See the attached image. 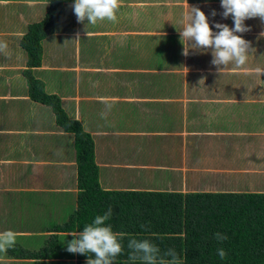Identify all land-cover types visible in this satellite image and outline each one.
Segmentation results:
<instances>
[{"label": "crops", "instance_id": "crops-1", "mask_svg": "<svg viewBox=\"0 0 264 264\" xmlns=\"http://www.w3.org/2000/svg\"><path fill=\"white\" fill-rule=\"evenodd\" d=\"M62 2L63 14L31 73L90 135L101 187L149 189L158 180L170 186L150 189L264 191L259 18L237 33L255 49L247 64L219 72L211 50L183 55L178 31L193 6L214 32L215 23L234 27L231 17H222L220 0H123L117 22L95 25L77 22L74 0ZM45 8V0H0V41L8 44L0 53V232L17 234L0 264L76 262L66 250L76 231L52 228L76 205L75 137L56 122L50 105L30 98L19 44ZM45 242L48 258L27 254Z\"/></svg>", "mask_w": 264, "mask_h": 264}, {"label": "trees", "instance_id": "trees-1", "mask_svg": "<svg viewBox=\"0 0 264 264\" xmlns=\"http://www.w3.org/2000/svg\"><path fill=\"white\" fill-rule=\"evenodd\" d=\"M45 2L42 19L27 26L19 44L26 53L23 73L30 98L50 105L56 122L75 137L76 205L53 230L82 231L96 215L111 208L112 217L107 223L114 232L123 235L125 248L130 238L150 239L161 249L175 248L184 264H264V191L184 192L101 187L90 135L78 120L66 115L59 97L46 93L42 81L31 73L32 67L41 64L43 39L53 33L63 14L62 0ZM216 232L226 234L228 239L217 242ZM221 247L227 252L224 260L217 255ZM51 251L45 242V247L27 254L40 259L48 258ZM87 259L86 255L76 254L75 264H86ZM116 264H128L127 249Z\"/></svg>", "mask_w": 264, "mask_h": 264}, {"label": "clouds", "instance_id": "clouds-1", "mask_svg": "<svg viewBox=\"0 0 264 264\" xmlns=\"http://www.w3.org/2000/svg\"><path fill=\"white\" fill-rule=\"evenodd\" d=\"M220 6L223 9L222 17H231L234 27L215 23L214 27L218 31L214 32L208 16L199 7L193 6L189 7L187 22L182 20L184 27L178 31L180 42L184 46L182 54L187 56L190 49L205 52L211 50V64L219 72L229 64L236 69L247 64L255 49L250 41L237 33L251 30L245 25L248 19L259 18L264 23V0H220ZM71 7L78 23L87 21L86 25H95L105 20L115 23L117 14L123 7V0H74ZM216 14L213 10L212 15ZM85 32L88 36L86 27ZM261 36H264V32ZM75 39L79 40V34ZM185 44L188 45L187 48ZM7 49V42L0 41V53H5ZM111 217L112 209L109 208L104 214L96 215L92 223L85 225L82 231L71 233L73 239L67 242L66 250L72 254L86 255V264H116L117 258L124 254L126 249L128 264H184L175 248L161 249L150 239L130 238L125 248L123 235L114 232L111 224L107 223ZM16 238L17 234L12 230L0 232V253H6L13 248ZM214 238L220 243L228 239L227 235L221 232H216ZM217 255L224 260L227 252L221 247L217 249Z\"/></svg>", "mask_w": 264, "mask_h": 264}, {"label": "rangeland", "instance_id": "rangeland-1", "mask_svg": "<svg viewBox=\"0 0 264 264\" xmlns=\"http://www.w3.org/2000/svg\"><path fill=\"white\" fill-rule=\"evenodd\" d=\"M60 19V18H59ZM54 39H55V37L52 35V36H49V38H47V41L49 40V41H54ZM259 52H263L264 53V46H262V49L260 48L259 49ZM260 55V54H259ZM259 59H260V57L258 56V55H256L255 57H254V61L256 62V63H258L259 62ZM260 184L264 187V177L263 178H261V180H260ZM256 185V184H255ZM254 185V186H255ZM141 186H150V185H148V184H142ZM154 186H156V187H154ZM157 186H160V187H169L170 185H167V184H165V183H163V182H159L158 180H156V185H151V187L150 188H158ZM67 219V218H66ZM65 219V220H66ZM63 222V221H62Z\"/></svg>", "mask_w": 264, "mask_h": 264}]
</instances>
